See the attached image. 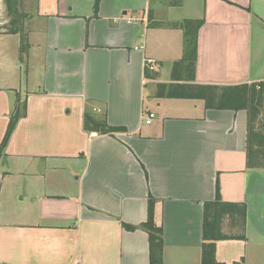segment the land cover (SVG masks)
Wrapping results in <instances>:
<instances>
[{"label": "crops", "instance_id": "crops-1", "mask_svg": "<svg viewBox=\"0 0 264 264\" xmlns=\"http://www.w3.org/2000/svg\"><path fill=\"white\" fill-rule=\"evenodd\" d=\"M30 1L26 63L20 35L0 33V264H150L151 201L163 264H202L204 205L217 200L246 205L243 232L224 218L223 233L244 238L217 241V261L264 264V167L247 166V112L156 97L186 51L182 29L152 24L169 22L165 2ZM169 8L172 22L205 21L197 83L264 82V0ZM19 100L26 114L3 146ZM87 112L107 131L89 129Z\"/></svg>", "mask_w": 264, "mask_h": 264}, {"label": "trees", "instance_id": "trees-1", "mask_svg": "<svg viewBox=\"0 0 264 264\" xmlns=\"http://www.w3.org/2000/svg\"><path fill=\"white\" fill-rule=\"evenodd\" d=\"M102 0H95L98 9ZM10 22L0 27V33L19 34L21 37L20 60L27 61L30 49L28 33L25 29V0H4ZM172 5H181L182 0H172ZM204 19H186L181 22H153L155 26L180 28L185 36V55L172 62L171 81L158 83L156 97L159 98H189L202 99L208 109L217 110H245L247 112L248 147L247 166L249 168L264 167V82H252L236 85L200 84L196 82V65L198 57L197 34L204 24ZM148 76L156 79L158 72ZM27 111L26 101H18L11 117L9 127L2 145H6L11 138L20 118ZM86 126L93 130L107 131L105 120L94 119L91 113H86ZM95 130V131H96ZM154 202H150L148 220L142 224L149 234L150 264H163L162 228L155 224ZM202 264H225L217 261V241L231 238H244V235H230L222 231L224 218L228 217L231 227H238L243 232L246 223V205L207 201L204 205ZM134 229L130 227V230Z\"/></svg>", "mask_w": 264, "mask_h": 264}, {"label": "rangeland", "instance_id": "rangeland-1", "mask_svg": "<svg viewBox=\"0 0 264 264\" xmlns=\"http://www.w3.org/2000/svg\"><path fill=\"white\" fill-rule=\"evenodd\" d=\"M4 1V0H3ZM30 1V0H29ZM156 1L157 0H153L154 4H156ZM159 1V0H158ZM163 6L164 8H161V10L158 11V14L159 13H168V18H169V22H172V19H174V15H179V11L180 9H176V8H169L171 6L173 7H180V5H172V0H170L168 3L166 0H162V3H164ZM5 3V2H4ZM4 9H2V11L0 12V21H4L6 22V24L4 25H7L9 22H10V17L8 15V10H7V6L6 4H4ZM36 11H37V3H36V6L34 7V4H33V1H30L29 3V10H26V4H25V13L28 14V17L27 19L25 20V29L27 28V24L28 22H31L34 24V21L31 20V18L34 16V14H36ZM167 15V14H166ZM30 19V20H29ZM159 19V18H158ZM29 20V21H28ZM160 20V19H159ZM160 21H167L166 18H164L163 20H160ZM2 25V26H4ZM1 26V27H2ZM29 26V25H28ZM35 26V25H34ZM32 27V26H31ZM27 32V30H26Z\"/></svg>", "mask_w": 264, "mask_h": 264}, {"label": "built area", "instance_id": "built-area-1", "mask_svg": "<svg viewBox=\"0 0 264 264\" xmlns=\"http://www.w3.org/2000/svg\"><path fill=\"white\" fill-rule=\"evenodd\" d=\"M146 65H147V67H149V68H151L152 70H155V69H157V64H156V61L155 60H152V59H148L147 61H146ZM153 117H154V114H149V116H147L146 118H145V123L146 124H150V123H152V119H153ZM98 135V132H92V136H97Z\"/></svg>", "mask_w": 264, "mask_h": 264}]
</instances>
